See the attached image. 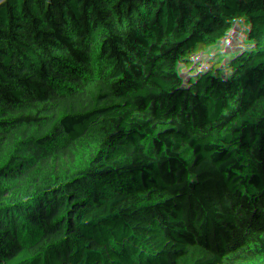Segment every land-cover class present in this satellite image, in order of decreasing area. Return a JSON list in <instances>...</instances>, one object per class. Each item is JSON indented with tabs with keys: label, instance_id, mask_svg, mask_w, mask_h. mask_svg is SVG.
<instances>
[{
	"label": "trees",
	"instance_id": "trees-1",
	"mask_svg": "<svg viewBox=\"0 0 264 264\" xmlns=\"http://www.w3.org/2000/svg\"><path fill=\"white\" fill-rule=\"evenodd\" d=\"M122 11L86 35L96 75L66 101L26 104L74 52L0 49V264H264V0ZM192 149L179 206H144Z\"/></svg>",
	"mask_w": 264,
	"mask_h": 264
},
{
	"label": "built area",
	"instance_id": "built-area-1",
	"mask_svg": "<svg viewBox=\"0 0 264 264\" xmlns=\"http://www.w3.org/2000/svg\"><path fill=\"white\" fill-rule=\"evenodd\" d=\"M132 0H1L0 49L16 56L31 49L66 47L74 52L79 66L71 73L52 79L35 97L26 101L32 111L54 101H66L81 82L96 75V64L85 37L90 27L109 21L126 9ZM5 94V93H4ZM7 102L16 103L9 95L0 94V118L6 116ZM202 157L196 150H186L182 162L162 181L144 185L145 204L158 203L173 192L188 174L199 176ZM180 204V196L174 191Z\"/></svg>",
	"mask_w": 264,
	"mask_h": 264
},
{
	"label": "rangeland",
	"instance_id": "rangeland-1",
	"mask_svg": "<svg viewBox=\"0 0 264 264\" xmlns=\"http://www.w3.org/2000/svg\"><path fill=\"white\" fill-rule=\"evenodd\" d=\"M138 0H132L131 1V3H130V5H134V4H136V2H137ZM129 5V6H130ZM123 11H120V12H118L114 17H116V16H118V14L119 13H122ZM113 17V18H114ZM92 27H90V29H91ZM90 29H89V31H90ZM0 94L1 95H5L4 94V92L0 89ZM198 180H200V177L199 176H197V175H192L191 177H190V179H188L185 183H180L178 186H176L175 188H174V190H173V192L175 191L176 192V194L179 196L180 194H182L183 193V191L185 190V188H187L188 186H190V185H192L194 182H197ZM138 197L137 196H133L132 197V201H133V203H136V201H138ZM136 207H138V205H136Z\"/></svg>",
	"mask_w": 264,
	"mask_h": 264
},
{
	"label": "water",
	"instance_id": "water-1",
	"mask_svg": "<svg viewBox=\"0 0 264 264\" xmlns=\"http://www.w3.org/2000/svg\"><path fill=\"white\" fill-rule=\"evenodd\" d=\"M142 2H143V0H139V1L136 3V8H137ZM115 18H118V17L116 16V17L112 18V19L110 20V22H112V20L115 19ZM108 23H109V21H102V22H99V23L95 24V26H96V25H101V24H108Z\"/></svg>",
	"mask_w": 264,
	"mask_h": 264
},
{
	"label": "crops",
	"instance_id": "crops-1",
	"mask_svg": "<svg viewBox=\"0 0 264 264\" xmlns=\"http://www.w3.org/2000/svg\"><path fill=\"white\" fill-rule=\"evenodd\" d=\"M191 176H192V174H188L187 177L183 180L182 183H185L188 179H190Z\"/></svg>",
	"mask_w": 264,
	"mask_h": 264
}]
</instances>
